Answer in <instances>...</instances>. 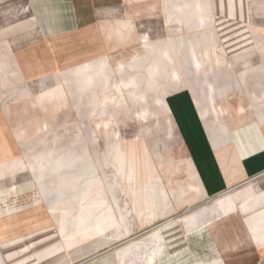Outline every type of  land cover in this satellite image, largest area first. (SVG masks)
Segmentation results:
<instances>
[{
	"label": "rangeland",
	"instance_id": "rangeland-1",
	"mask_svg": "<svg viewBox=\"0 0 264 264\" xmlns=\"http://www.w3.org/2000/svg\"><path fill=\"white\" fill-rule=\"evenodd\" d=\"M199 1L204 7L186 10L191 22H181V12L173 13L176 17L171 21L168 9L166 18L163 14L161 18H145L136 23L130 34L134 39L125 38L120 46L123 49H113L106 61H99L107 62L105 71L97 73L95 84L80 97L70 89L60 98L41 96L57 83L53 73L57 71L58 55L54 52L50 59L55 62H50L44 74L24 78L23 88L0 95V158L20 159L27 165L7 184L21 187L26 198L40 200L44 191L33 157L44 148L55 155L69 152L77 159L70 163L71 167H65L64 174L75 172L82 179L92 170L90 159L96 161L95 172L106 182L118 215L124 218L122 228L111 227L75 249L71 261L64 253L56 226H49L54 236L42 244L56 247L58 242L59 247L43 264H134L132 259L138 261L142 257L144 261L148 253L155 254L156 264H190V250L199 263L211 262L220 258L211 230H220L226 241L236 237L234 245L241 249L249 244L246 240L251 234L250 213L243 215L240 204L254 193L253 187L247 184L202 200L198 175H188V147L199 139L200 144L217 152L210 137L215 144L221 138L217 128L208 127V134L195 100L201 102L199 108L205 111L208 122L218 115L222 121L232 122L236 118L233 112L244 108L240 117L245 121L236 125L232 122L226 130L230 147L252 133L263 134L264 59L260 51H254L238 63L233 54L255 46L256 35L264 37V4L251 5L248 0ZM184 2L177 0V4ZM25 4V0L2 2L0 29L28 18L27 12L19 13ZM94 7V20L106 45V1ZM114 15L121 17L120 7ZM120 28L121 23L115 24L108 44L121 39ZM154 49H162L161 68L151 54ZM80 54L66 55L60 67L86 61ZM170 59L173 65L168 64ZM171 75L178 77L177 86H168ZM118 145L134 167L131 171L140 176L146 165L145 201L150 205L159 203L151 215H138L128 201L113 158ZM253 182L264 188V175ZM101 187L100 183L96 186ZM76 206L78 201H70L65 209L69 212ZM169 216L174 221L161 227L169 246L158 248L156 232H143ZM198 221L199 225L190 229L189 225ZM122 230L130 236L115 240ZM130 238L136 242L124 248L123 243ZM122 246L123 250L118 251Z\"/></svg>",
	"mask_w": 264,
	"mask_h": 264
},
{
	"label": "crops",
	"instance_id": "crops-1",
	"mask_svg": "<svg viewBox=\"0 0 264 264\" xmlns=\"http://www.w3.org/2000/svg\"><path fill=\"white\" fill-rule=\"evenodd\" d=\"M7 1L0 0V4ZM105 1L106 45L96 26L93 9L96 4ZM248 1L251 5L264 4V0ZM25 3L24 9L19 13L27 12L28 18L0 29V95L13 93L18 88H23L25 79L33 77L34 74L39 76L44 74L49 69L50 62H55L54 59H50L51 52H54L58 55L55 67L57 71L53 73L57 83L44 90L41 96L60 98L67 95L70 89L74 95L80 97L83 91L95 84L97 73L105 71L104 64L107 62L99 63V61L103 59L106 61L108 52L112 53L113 49H123L120 46L125 38L131 41L134 39L130 34L136 23L145 18H161L163 14L166 18L168 9H170L168 16L171 21H174L172 19L176 17L173 13L181 12L183 14L181 22L188 23L191 22L192 17L189 18L186 10L204 7L199 0H196V3L193 0H185L182 4H177V0H25ZM118 7L121 10V17L114 15ZM181 9L185 11H180ZM120 23L122 29L118 31L122 33L121 39L111 45L108 44L110 37L114 34L115 24ZM255 41V46L233 54L236 62H242L243 57L251 56L254 51H260L264 59V37L256 35ZM130 45L131 43L127 47ZM67 47L70 49L65 52ZM76 53H81V58L87 60L67 68L60 67L66 55H76ZM151 54L155 57L156 66L161 68L163 65L159 57L163 55L162 49H154ZM168 64L173 65L171 59ZM170 78L168 86H177L178 77L171 75ZM185 85H188L187 82ZM105 97L108 98L107 95ZM195 103L206 129L217 128L218 133L221 134L217 144L209 135L217 152L210 149L208 145L200 144L199 139L192 141L188 147L191 158L187 165L188 175L192 176L194 173L198 175L202 186L201 188L199 185L200 197L202 200L211 197L213 199L229 190L251 184L257 203L251 209L248 219L249 230L253 237L250 244L241 249L240 246L234 245L236 237L226 241L220 230H211L220 258L199 263L190 250L192 255L190 264H264V188L253 182L264 173V132L261 136L252 135L254 134L252 133L248 139L230 147L226 130L232 124L236 125L245 121L243 117H240L244 108L236 113L233 112L236 114L233 123L222 121L219 115L217 118L214 117L212 122H208L205 111L199 108L201 102L195 100ZM114 149L113 158L117 162L116 168L121 172L120 178L128 195V201L138 215H151L159 208V203L150 205L145 201L146 165L139 176L138 172L131 171L134 167L127 161L124 148L118 145ZM51 152L48 148H44L33 157V165L39 171L38 181L44 191L43 198L41 197L40 200L37 197L26 198L22 195L21 187L14 183L7 184V180L14 178L19 170L27 166L26 162L15 158H0V264H43L50 260V254L59 247L58 242L56 247L53 246L54 248L51 245L48 246L49 244L43 245L42 242L51 241L54 236L49 229L52 225L57 228L58 238L69 261L72 260V252L81 245L105 233L111 227L117 225L120 228L123 227L124 218L118 215L106 182L95 172L96 161L90 159L89 166L92 170L81 179L75 172L68 175L63 172L65 167H71L70 163L77 159L75 154L58 152L55 155ZM150 178H148L149 183H152ZM98 183L102 184L101 189L96 188ZM83 200L84 204L81 206ZM70 201H78V206L67 212L65 206ZM122 208L121 204L120 209ZM170 218L173 216H169L164 222L143 232L153 234L156 232L158 248L161 245L169 246L166 238L164 237L162 241L158 234ZM197 225L199 221L196 225L191 224L189 227L191 229L192 226ZM128 236L130 235L123 231L115 237V240L119 238L122 240ZM135 242L130 238L123 243L124 248ZM186 247L190 248V245ZM117 250L122 251L123 246ZM152 256L154 261L151 263ZM131 262L156 264L157 260L155 254L148 253L144 261L141 257L138 261L132 259Z\"/></svg>",
	"mask_w": 264,
	"mask_h": 264
},
{
	"label": "bare ground",
	"instance_id": "bare-ground-1",
	"mask_svg": "<svg viewBox=\"0 0 264 264\" xmlns=\"http://www.w3.org/2000/svg\"><path fill=\"white\" fill-rule=\"evenodd\" d=\"M263 175H264V173H263ZM262 175V176H263ZM254 197H255V195H254V193L253 194H250V195H248L247 197H245L242 201H241V204H240V210L242 211V214L243 215H245V214H248V213H250V211H251V209L256 205V203H257V201H255V199H254ZM200 219V218H199ZM171 221H174V219L173 218H170L168 221H167V223L166 224H168L169 222H171ZM244 221V220H243ZM161 231V233H162V230H160ZM160 233V238L162 239V241H163V239H164V237H165V235L162 233L161 234ZM263 239V238H262ZM247 242H249V244L253 241V237H252V235L250 234L249 235V237L247 238V240H246ZM163 246V245H162ZM226 252V251H225ZM150 256V255H149ZM151 258V257H150ZM154 259V258H153ZM153 259H152V261H153ZM151 260V259H150ZM152 261H151V263H152ZM146 262V261H145Z\"/></svg>",
	"mask_w": 264,
	"mask_h": 264
}]
</instances>
